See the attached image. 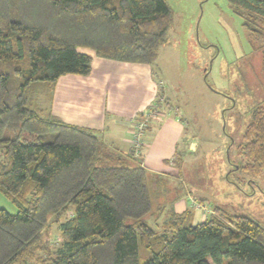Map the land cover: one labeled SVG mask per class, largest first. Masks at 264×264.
Instances as JSON below:
<instances>
[{
  "label": "trees",
  "instance_id": "16d2710c",
  "mask_svg": "<svg viewBox=\"0 0 264 264\" xmlns=\"http://www.w3.org/2000/svg\"><path fill=\"white\" fill-rule=\"evenodd\" d=\"M229 2L264 40V0ZM172 25L166 0H0V191L18 208H0V264H33L52 224L64 243H46L39 264H264V226L247 216L213 207L217 214L194 224L188 209L171 212L161 231L149 225L141 150L121 155L48 109L62 75L91 73L80 49L154 65ZM238 148L245 170L260 176L264 109L254 110ZM140 243L152 253L145 261Z\"/></svg>",
  "mask_w": 264,
  "mask_h": 264
},
{
  "label": "rangeland",
  "instance_id": "374dc122",
  "mask_svg": "<svg viewBox=\"0 0 264 264\" xmlns=\"http://www.w3.org/2000/svg\"><path fill=\"white\" fill-rule=\"evenodd\" d=\"M166 2L173 25L153 65L156 78L162 81L159 105L155 103L157 118L149 122L145 136L154 119L182 116L187 130L180 144L186 162L184 180L179 181L181 198L189 199L208 217L205 206L215 214L216 205L223 213L247 216L264 226V170L258 177L249 174L238 148L254 110L264 109V40L253 37L257 27L252 18L245 11L237 12L229 0ZM192 144L194 150H190ZM154 203L156 207L158 201ZM0 208L18 211L1 191ZM144 220L155 227L151 217ZM43 238V250L36 251L33 264L46 257V243L52 250L64 243L58 224H52ZM139 251L141 261L152 257L141 243Z\"/></svg>",
  "mask_w": 264,
  "mask_h": 264
},
{
  "label": "crops",
  "instance_id": "0c3cea01",
  "mask_svg": "<svg viewBox=\"0 0 264 264\" xmlns=\"http://www.w3.org/2000/svg\"><path fill=\"white\" fill-rule=\"evenodd\" d=\"M80 50L93 59L91 73L62 75L48 109L68 123L95 132L107 147L127 156L132 152L133 124L155 105L162 80L156 78L153 65L120 62L99 57L91 49ZM160 118L149 127L136 162H141L151 175L153 211L146 217H151L154 228L161 231L173 211L192 210L194 224L206 221L208 215L189 199L181 198L186 162L180 144L187 126L182 116L167 114ZM193 144L190 150H194ZM195 197L205 199L202 195ZM213 207L215 210L218 206Z\"/></svg>",
  "mask_w": 264,
  "mask_h": 264
},
{
  "label": "built area",
  "instance_id": "2783aa9c",
  "mask_svg": "<svg viewBox=\"0 0 264 264\" xmlns=\"http://www.w3.org/2000/svg\"><path fill=\"white\" fill-rule=\"evenodd\" d=\"M157 110L156 105L153 106L152 109L145 110L142 115L136 119V121L133 124L132 128V140H131V146L132 148L139 153L143 145L145 144V133L148 128L149 122L153 118H157ZM197 204V202H196ZM207 208L206 212H209L211 215L213 211L211 210L210 206H205ZM212 212V213H211Z\"/></svg>",
  "mask_w": 264,
  "mask_h": 264
}]
</instances>
